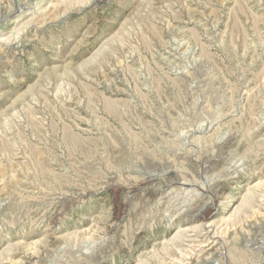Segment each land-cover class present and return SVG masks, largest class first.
I'll use <instances>...</instances> for the list:
<instances>
[{
  "label": "rangeland",
  "instance_id": "rangeland-1",
  "mask_svg": "<svg viewBox=\"0 0 264 264\" xmlns=\"http://www.w3.org/2000/svg\"><path fill=\"white\" fill-rule=\"evenodd\" d=\"M0 264H264V0H0Z\"/></svg>",
  "mask_w": 264,
  "mask_h": 264
}]
</instances>
